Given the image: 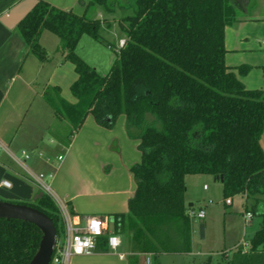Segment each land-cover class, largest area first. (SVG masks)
Here are the masks:
<instances>
[{
	"label": "trees",
	"instance_id": "1",
	"mask_svg": "<svg viewBox=\"0 0 264 264\" xmlns=\"http://www.w3.org/2000/svg\"><path fill=\"white\" fill-rule=\"evenodd\" d=\"M234 8L231 0H90L77 15L38 1L16 26L39 61L46 60L40 36L49 32L74 66V104L56 87L44 92L58 119L76 132L88 115L107 129L123 115L127 136L138 141L141 160L130 169L136 189L113 228L133 254L190 251L185 177L209 175L221 178L224 201L242 195L245 211L259 214L250 247L264 255V90L246 89L226 66L224 30ZM98 9L122 13L124 43L119 49L107 43L116 58L105 75L76 54L84 35L105 42L100 30L111 25L92 17ZM249 70L238 68L239 75ZM25 205L51 218L61 235L58 208L47 194ZM40 240L34 225L0 220V264H29ZM101 244L106 240L95 249Z\"/></svg>",
	"mask_w": 264,
	"mask_h": 264
},
{
	"label": "crops",
	"instance_id": "2",
	"mask_svg": "<svg viewBox=\"0 0 264 264\" xmlns=\"http://www.w3.org/2000/svg\"><path fill=\"white\" fill-rule=\"evenodd\" d=\"M21 1L0 0V18ZM37 1L81 15L90 0ZM231 3L235 17L224 30L226 66L246 89L264 90V0H231ZM52 36L49 32L40 36L46 54L42 62L28 51L16 27L7 28L0 22V143L13 154L29 155L26 162L32 171L48 179L50 189L66 203L75 224H83L86 217H99L108 231L113 232L115 216L127 213L128 200L136 189L130 169L141 160L138 141L127 136L123 115L111 129L99 126L88 115L76 132L54 115L44 92L56 87L62 99L74 104L70 86L77 75L73 64L64 60L58 38ZM242 66L252 69L240 76L238 68ZM260 145L264 152V131ZM186 177L184 197L193 209L192 198L187 196ZM2 182H8L10 187L1 186ZM216 182L222 194L221 183ZM204 187L205 184L203 191H207ZM39 193L36 185L1 152L0 200L36 202L41 198ZM204 219L193 220L192 230L195 221L200 224ZM233 247L231 255L223 254L229 264H264V255L260 251L252 252L250 242L237 241ZM191 254V247L188 253L133 254L122 241L117 253L110 252L107 244H101L92 254L72 257L69 264H188L183 258Z\"/></svg>",
	"mask_w": 264,
	"mask_h": 264
},
{
	"label": "rangeland",
	"instance_id": "3",
	"mask_svg": "<svg viewBox=\"0 0 264 264\" xmlns=\"http://www.w3.org/2000/svg\"><path fill=\"white\" fill-rule=\"evenodd\" d=\"M121 16L122 13L119 10L107 13L103 9H99L92 17L102 21L106 20L111 25L108 28L107 23H104L100 30V35L105 42H98L90 36L84 35L77 46L76 54L100 75L107 74L116 58L115 52L107 46V43L118 49V42L123 39L117 26V20ZM52 37L57 39L56 36ZM249 69L252 68L249 67ZM262 71L264 75V67ZM25 166L32 171L28 162H25ZM186 178L189 181L187 196L192 198L190 202L194 205L192 210L195 212L199 209L203 210L205 219L202 223L203 237L199 231V222H194L190 238L192 254L183 259L188 264H229L228 258H225L223 254L231 255L237 241L248 244L255 230L260 226L261 218L259 214H252V218L245 223L242 217L246 213L244 197L236 195L230 199L231 203L227 205L222 197L219 184L213 180L212 176L190 175ZM203 184L207 191H203ZM28 204L35 205V202Z\"/></svg>",
	"mask_w": 264,
	"mask_h": 264
},
{
	"label": "built area",
	"instance_id": "4",
	"mask_svg": "<svg viewBox=\"0 0 264 264\" xmlns=\"http://www.w3.org/2000/svg\"><path fill=\"white\" fill-rule=\"evenodd\" d=\"M124 40H119L118 49L123 46ZM4 152L10 159L23 171L25 177L31 181L43 194H47L56 204L62 224V233L56 238V244L51 257L50 264H69L74 256L92 254L95 251L97 240L106 237L108 250L117 253L121 247V237L109 232L106 223L99 217H86L83 224L78 225L72 221V217L66 203L58 199L50 189L48 179L42 174H35L25 166V162L29 159L26 152L19 155L11 153L6 146L0 143V153ZM1 186L9 188L8 182H2ZM206 188V187H204ZM231 203L230 199L226 200V204ZM187 215L191 220H202L205 217L203 210L197 212L189 209ZM252 218L251 212L243 215L244 222H248ZM120 258L123 255L118 254ZM148 262V259H147Z\"/></svg>",
	"mask_w": 264,
	"mask_h": 264
},
{
	"label": "water",
	"instance_id": "5",
	"mask_svg": "<svg viewBox=\"0 0 264 264\" xmlns=\"http://www.w3.org/2000/svg\"><path fill=\"white\" fill-rule=\"evenodd\" d=\"M37 0H22L6 15L0 18V22L7 28L16 27L37 5ZM221 181V178H214ZM43 193H39L42 197ZM0 220H18L34 225L41 232V240L38 249L29 264H50L56 244V229L53 220L43 212L25 204L11 203L0 200ZM199 231L203 237L204 227L199 224Z\"/></svg>",
	"mask_w": 264,
	"mask_h": 264
}]
</instances>
